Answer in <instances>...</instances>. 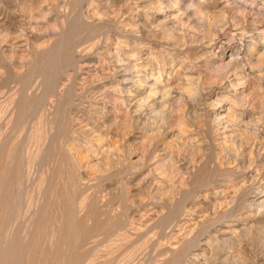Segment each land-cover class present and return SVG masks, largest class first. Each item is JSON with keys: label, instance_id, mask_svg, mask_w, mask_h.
<instances>
[{"label": "rangeland", "instance_id": "obj_1", "mask_svg": "<svg viewBox=\"0 0 264 264\" xmlns=\"http://www.w3.org/2000/svg\"><path fill=\"white\" fill-rule=\"evenodd\" d=\"M0 264H264V0H0Z\"/></svg>", "mask_w": 264, "mask_h": 264}]
</instances>
